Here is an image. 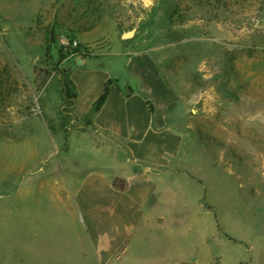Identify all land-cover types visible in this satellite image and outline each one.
I'll return each mask as SVG.
<instances>
[{
  "label": "rangeland",
  "instance_id": "obj_1",
  "mask_svg": "<svg viewBox=\"0 0 264 264\" xmlns=\"http://www.w3.org/2000/svg\"><path fill=\"white\" fill-rule=\"evenodd\" d=\"M63 34L96 41V55L61 60ZM139 51L161 64L181 102L172 122L190 129L177 179L192 203L161 223L167 244L146 245L145 259L264 264V0H0V264H104L75 195L89 149L67 163L80 124L61 72L122 76ZM36 96L49 110L30 116ZM116 256L108 264L135 263Z\"/></svg>",
  "mask_w": 264,
  "mask_h": 264
},
{
  "label": "crops",
  "instance_id": "obj_2",
  "mask_svg": "<svg viewBox=\"0 0 264 264\" xmlns=\"http://www.w3.org/2000/svg\"><path fill=\"white\" fill-rule=\"evenodd\" d=\"M77 36L94 47L96 41ZM124 62L122 76L105 67L94 68L89 73H78L73 67L70 70L77 87L72 112L79 121L93 124L80 125L75 131L77 144L70 142L67 156V163L73 168V155L89 149L87 156L92 169L83 179L74 181L78 185L75 195L84 211L88 234L101 250L104 264L120 250L125 257L122 259L119 254L117 259L124 262L126 258L135 261L133 264L153 261L155 264H197L191 262L199 259L194 257L196 254L145 259L146 245L167 244L165 225L169 217L177 214L178 206L192 203L182 191L187 189V184L177 179L179 173H186V167L179 163L188 164L184 148L189 137L183 130L190 129L183 118H176L180 128L172 122V116L181 107L180 97L168 83L157 59L146 51H139L131 53ZM108 85L107 100L95 111V103ZM61 101L64 102L63 96ZM49 106L45 102L42 112L48 113ZM33 115L36 114L32 112L30 116ZM116 177L128 181L126 191L114 187ZM195 204L204 212L208 207L199 196ZM181 234L176 236L181 238Z\"/></svg>",
  "mask_w": 264,
  "mask_h": 264
},
{
  "label": "trees",
  "instance_id": "obj_3",
  "mask_svg": "<svg viewBox=\"0 0 264 264\" xmlns=\"http://www.w3.org/2000/svg\"><path fill=\"white\" fill-rule=\"evenodd\" d=\"M52 35V42L55 40L54 38V32L51 33ZM82 47H86V43H82ZM59 51L61 54V60H64L66 58V55L61 51L62 49L59 47ZM71 69L68 70H62L61 75H62V94L64 98V102L67 103L65 107L70 104L71 107H74L75 105V100L77 98V87L76 84L74 83L73 79L71 78ZM49 75H51L49 73ZM109 85L106 88V91L103 92V94L98 98V100L95 103V111H99L101 107L103 106L104 102L107 100V95L109 91ZM70 102V103H69ZM94 111V112H95ZM70 116L75 118L80 125L84 126H92L91 121L87 122H82L79 121L78 117L74 114V112H70ZM113 185L115 188L126 191L128 189L129 183L127 180L123 179V177H116L113 180Z\"/></svg>",
  "mask_w": 264,
  "mask_h": 264
},
{
  "label": "built area",
  "instance_id": "obj_4",
  "mask_svg": "<svg viewBox=\"0 0 264 264\" xmlns=\"http://www.w3.org/2000/svg\"><path fill=\"white\" fill-rule=\"evenodd\" d=\"M82 43L84 42H82L78 37L72 35L63 34L57 38V45L62 49L61 51L66 55L65 60L71 59L73 57H87L89 55L95 54L94 52H92L93 47L88 45H86V47H82ZM53 75H51L50 77H52ZM35 100L37 101L38 106L34 105L32 110L33 114L37 115L43 113V108L41 107V105H39L37 96L35 97Z\"/></svg>",
  "mask_w": 264,
  "mask_h": 264
},
{
  "label": "water",
  "instance_id": "obj_5",
  "mask_svg": "<svg viewBox=\"0 0 264 264\" xmlns=\"http://www.w3.org/2000/svg\"><path fill=\"white\" fill-rule=\"evenodd\" d=\"M135 31L136 30L129 31V32L125 31L122 36H123V38L130 39V38H132L134 36ZM77 63L79 65L85 64L86 63V57H84V56L77 57Z\"/></svg>",
  "mask_w": 264,
  "mask_h": 264
}]
</instances>
